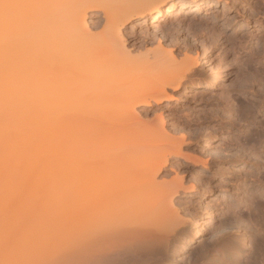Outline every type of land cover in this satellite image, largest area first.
<instances>
[{
  "label": "bare ground",
  "instance_id": "obj_1",
  "mask_svg": "<svg viewBox=\"0 0 264 264\" xmlns=\"http://www.w3.org/2000/svg\"><path fill=\"white\" fill-rule=\"evenodd\" d=\"M220 1L0 0V112L23 103L24 113L32 114V124L42 116L51 118L55 103L81 93H94V99L105 101L127 96L120 111L123 115L135 105L151 101L159 105L171 97L167 89L178 91L192 81L198 61L190 57L177 61L169 53L162 54L164 50L152 51L151 59L146 53L132 57L125 49L122 29L130 23L147 27L149 21L159 28L165 17L189 12L188 5L195 4V12L200 13L203 6ZM259 3L257 12L264 19V0ZM93 10L101 13L102 21L87 22L86 15ZM254 21L262 22L259 17ZM99 24L101 30L92 33L90 29ZM262 27L254 36L264 54ZM167 30L179 33L176 27ZM217 78H222L221 72ZM193 86L208 88L209 84ZM105 101L97 121L109 118L113 109L104 107ZM253 106H240L239 114L253 125L255 136L252 133L250 140L255 146L251 147L258 149L262 160L253 162L251 171L242 175L244 184L250 182L242 188V196L235 197L233 204L225 202L223 219L192 251L185 247L193 242L194 233L184 232L186 219L175 208L174 197L193 185L184 186L177 174L170 180L157 176L171 157H183L192 166L201 160L186 157L178 139L162 133L161 124L135 127L133 133L112 131L113 122H127L118 114L107 119L105 128L91 124L88 137L78 133L87 126L76 122L77 134L72 138L82 143L76 148L70 137L63 142L45 139L50 141V152L34 166L44 213L34 210L36 215L31 217L28 212L32 222L19 231L21 240L12 252L1 246L0 264H264V113L257 106L251 110ZM23 136L19 135L17 144ZM3 171L0 167V174ZM23 172L21 160L14 174ZM8 205L2 206V227L25 213L20 208L6 220ZM202 224L201 218L191 220L199 235H204ZM180 254L185 260L178 262Z\"/></svg>",
  "mask_w": 264,
  "mask_h": 264
},
{
  "label": "rangeland",
  "instance_id": "obj_2",
  "mask_svg": "<svg viewBox=\"0 0 264 264\" xmlns=\"http://www.w3.org/2000/svg\"><path fill=\"white\" fill-rule=\"evenodd\" d=\"M223 1L212 7L203 6L200 13L189 11L183 14L177 11L172 16L165 17L159 28H154L149 21L147 27L142 25L132 27L130 23L122 29L125 49L131 52L132 57L146 53L150 58L154 51L159 50L165 51L161 52L162 54L169 53L168 56L176 58L177 61L181 57H190L198 61L192 81L178 91L167 89L171 97L161 101L159 105L152 101L150 105H135L133 111L126 110V114L123 115L124 112L121 114L120 111L127 96L105 101L98 97L94 99L96 95L94 93H81L69 101L55 103L51 118L42 116L32 124H30L32 114L24 113L23 103L0 112V167L4 170L0 174V215L5 203L11 205H8L11 207L10 212L3 214L6 220L13 215L16 216V211L20 208L26 213L13 220L8 226H0V250L4 248L12 252L13 246L21 240L19 231L21 233V230L29 226L27 224L33 220L30 218L31 215L33 217L36 215L32 212L35 210L34 212L37 211L39 214L44 213L45 206L38 197V177L34 166L45 159L50 152V141L45 139L63 142L70 137L73 148H76L82 144L72 138L77 134L76 122L83 124L84 127L87 126L86 129L83 128L85 132L81 131L83 129H78V133H86L84 136L88 137L90 134L88 127L91 124L97 122L99 127L105 128L107 119L114 118L113 116L118 114L121 117L123 115L125 120L126 118L130 120L127 119V122L120 125L112 121V125H115H109L112 131L126 134V132L133 133L135 127L153 128L161 124L164 131L162 133L178 139L181 151L186 157L201 160L199 164L192 166L191 162L183 157H171L168 165L157 176L158 180H170L177 174L178 177H183L184 186L193 185L192 190L180 191L174 197L175 208L186 219L184 232L194 233L193 242L187 243V248L185 247L187 252L192 251L198 241L205 240L208 230L212 231L216 228L217 223L225 215V202L233 204L235 197L242 196L240 192L245 188V184L250 183L247 181L244 184L242 175L251 171L253 162L262 160L258 155V149L254 151L255 147L252 148L255 146L252 145L254 140H250L255 136V129L253 125L248 124L249 121L243 115L239 114L240 106L251 108L254 105L251 110L257 106L261 111L263 110L261 113H264V70L263 73L260 72V69H264V57H262L264 54L261 52L257 37L254 36L263 29L262 25L264 26L263 15L257 12L259 8H256L259 7L260 0ZM255 16L261 19V24L254 21ZM86 20L91 23L96 20L102 21L103 18L100 12L93 10L88 11ZM193 23L201 27L203 34L199 42L193 38L189 43V36L192 35L189 29ZM168 27H176L179 33L175 32L174 35V31L167 30ZM90 30L92 33L101 30V24ZM236 48H240L239 52ZM219 72L222 73V78L218 81ZM212 80L216 83H212ZM205 81L209 84L208 88L193 86L195 82ZM104 101L106 102L103 103L104 107L112 106L113 109L109 110V118L99 117L97 121L99 116L97 112L103 109ZM128 112L129 117H127ZM23 133L21 142L17 144V138ZM18 159L22 160L24 172L15 175V167L21 162ZM70 184L69 181L65 183L68 186ZM7 197L9 201L6 200ZM242 210L246 211L245 208ZM28 212L30 216H27ZM193 217L202 219L204 226L202 224L200 227H203L204 235H199L192 229ZM1 218L2 216L0 221ZM227 229L230 231L229 228ZM178 259L184 261L185 255L180 254L176 261Z\"/></svg>",
  "mask_w": 264,
  "mask_h": 264
},
{
  "label": "snow or ice",
  "instance_id": "obj_3",
  "mask_svg": "<svg viewBox=\"0 0 264 264\" xmlns=\"http://www.w3.org/2000/svg\"><path fill=\"white\" fill-rule=\"evenodd\" d=\"M187 8L192 11L193 13H195V10H196V5L195 4H191V5H188ZM190 32H191V36H189V43L192 42L193 38L199 42L200 38H201V35L203 34L202 33V30H201V27L198 26L196 23H193L191 24L190 26Z\"/></svg>",
  "mask_w": 264,
  "mask_h": 264
}]
</instances>
